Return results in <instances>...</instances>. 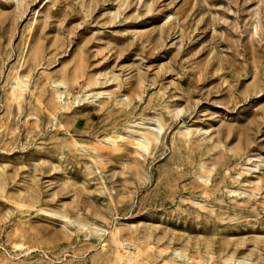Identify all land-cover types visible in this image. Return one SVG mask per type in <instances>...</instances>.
I'll list each match as a JSON object with an SVG mask.
<instances>
[{"label": "rangeland", "instance_id": "1", "mask_svg": "<svg viewBox=\"0 0 264 264\" xmlns=\"http://www.w3.org/2000/svg\"><path fill=\"white\" fill-rule=\"evenodd\" d=\"M0 264H264V0H0Z\"/></svg>", "mask_w": 264, "mask_h": 264}, {"label": "bare ground", "instance_id": "2", "mask_svg": "<svg viewBox=\"0 0 264 264\" xmlns=\"http://www.w3.org/2000/svg\"><path fill=\"white\" fill-rule=\"evenodd\" d=\"M61 83V82H60ZM26 87V86H25Z\"/></svg>", "mask_w": 264, "mask_h": 264}]
</instances>
